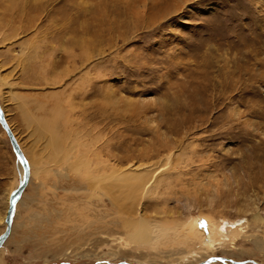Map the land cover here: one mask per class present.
Here are the masks:
<instances>
[{"label": "rangeland", "instance_id": "obj_1", "mask_svg": "<svg viewBox=\"0 0 264 264\" xmlns=\"http://www.w3.org/2000/svg\"><path fill=\"white\" fill-rule=\"evenodd\" d=\"M0 103V264H264V0H0Z\"/></svg>", "mask_w": 264, "mask_h": 264}, {"label": "water", "instance_id": "obj_2", "mask_svg": "<svg viewBox=\"0 0 264 264\" xmlns=\"http://www.w3.org/2000/svg\"><path fill=\"white\" fill-rule=\"evenodd\" d=\"M0 124L2 126V128L6 131L8 138L10 140V143L18 157V159H20L23 168H24V177L23 180L21 181L20 185L17 187L16 190H14L10 197H9V206L6 212V216H5V222H6V230L4 231V233H2L0 235V249L2 248V246L5 244L6 240L10 237L11 232H12V227H13V217H14V213H15V209H16V204L17 202L21 199L23 193L25 192L27 186L30 183L31 180V174H30V167L28 164V161L26 159V156L16 138V135L14 134V131L10 128L9 123L6 119V115L5 112L3 111L1 105H0ZM214 261H223V262H227L230 261L231 264H247L248 261L245 262H240V261H235L233 259H228V258H224V257H213L210 258L209 260H207L206 262H204L203 264H208ZM254 264H260L257 261H251ZM123 264H129L124 262Z\"/></svg>", "mask_w": 264, "mask_h": 264}, {"label": "bare ground", "instance_id": "obj_3", "mask_svg": "<svg viewBox=\"0 0 264 264\" xmlns=\"http://www.w3.org/2000/svg\"><path fill=\"white\" fill-rule=\"evenodd\" d=\"M0 105H1V103H0ZM2 107V106H1ZM3 108V107H2ZM4 111V110H3ZM6 115V114H5ZM7 119V118H6ZM8 121V120H7ZM9 123V122H8ZM9 126H10V124H9ZM10 128L12 129V126H10ZM13 130V129H12ZM5 134H7L6 133V131H5ZM15 134V133H14ZM16 135V134H15ZM8 136V135H7ZM17 138V137H16ZM18 140V139H17ZM19 142V141H18ZM88 161H86V160H82V167L84 168V169H87L88 170ZM19 166L23 169V171H24V168H23V165H22V163H21V161H20V159H19ZM28 164H29V167L31 166V163L28 161ZM144 167V166H143ZM130 171H132V172H137V173H139V172H141V171H143V170H139L138 169V167H134V168H131L130 170H129V172ZM33 172V169H32V166L30 167V174H31V176H32V173ZM129 172L128 173H125V172H122V171H120L118 174H117V176H119V177H127V176H125V174L126 175H130L129 174ZM131 176H133V175H131ZM140 177L141 176H143V175H139ZM22 177V180H23V177H24V172H23V176H21ZM141 178H143V177H141ZM144 184H143V187L142 188H146V187H148L149 186V181H144L143 182ZM20 185V184H19ZM17 189V188H16ZM11 195V194H10ZM10 197V196H9ZM8 198V197H7ZM17 205V204H16ZM8 206H9V201H8ZM256 217H259L258 216V214L256 215ZM136 219V218H135ZM139 219V217L137 218V221L135 222V223H137V225L138 224H144V221L145 220H143L144 218L143 217H140V219ZM146 220H148V219H146ZM149 221V220H148ZM208 221H209V217H207V216H195V217H191V218H189L188 219V221H186V223L183 225L184 226V229H183V227H182V233L183 234H186L187 235V237H189V238H192V237H199L200 235H203V233H204V229H206L205 227H207V223H208ZM6 223V222H5ZM147 223V222H146ZM150 223V222H149ZM134 224V223H133ZM7 226V225H6ZM148 229V228H147ZM151 230V229H150ZM136 233L134 234V237L136 238V240H148L150 237H153V234H152V232H149V230L148 231H146V230H144V229H137V231H135ZM209 234V232H207L205 235H208ZM157 235V234H156ZM134 238V239H135ZM201 238V237H200ZM208 240H210V239H208ZM4 246V245H3ZM2 246V247H3Z\"/></svg>", "mask_w": 264, "mask_h": 264}, {"label": "crops", "instance_id": "obj_4", "mask_svg": "<svg viewBox=\"0 0 264 264\" xmlns=\"http://www.w3.org/2000/svg\"><path fill=\"white\" fill-rule=\"evenodd\" d=\"M4 233V232H3Z\"/></svg>", "mask_w": 264, "mask_h": 264}]
</instances>
